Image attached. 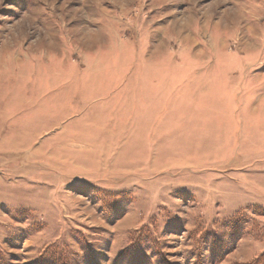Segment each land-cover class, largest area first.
I'll return each mask as SVG.
<instances>
[{
  "label": "rangeland",
  "instance_id": "1",
  "mask_svg": "<svg viewBox=\"0 0 264 264\" xmlns=\"http://www.w3.org/2000/svg\"><path fill=\"white\" fill-rule=\"evenodd\" d=\"M0 264H264V0H0Z\"/></svg>",
  "mask_w": 264,
  "mask_h": 264
},
{
  "label": "trees",
  "instance_id": "2",
  "mask_svg": "<svg viewBox=\"0 0 264 264\" xmlns=\"http://www.w3.org/2000/svg\"><path fill=\"white\" fill-rule=\"evenodd\" d=\"M121 254H122V253H121ZM121 254H120L119 257H118V261H119V259H120ZM123 259H124V257H123Z\"/></svg>",
  "mask_w": 264,
  "mask_h": 264
}]
</instances>
